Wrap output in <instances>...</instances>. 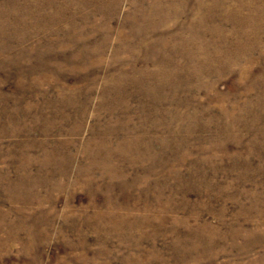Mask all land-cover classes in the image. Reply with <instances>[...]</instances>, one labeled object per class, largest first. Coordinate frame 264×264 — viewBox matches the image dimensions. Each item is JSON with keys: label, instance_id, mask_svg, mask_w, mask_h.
I'll use <instances>...</instances> for the list:
<instances>
[{"label": "rangeland", "instance_id": "1", "mask_svg": "<svg viewBox=\"0 0 264 264\" xmlns=\"http://www.w3.org/2000/svg\"><path fill=\"white\" fill-rule=\"evenodd\" d=\"M0 264H264V0H0Z\"/></svg>", "mask_w": 264, "mask_h": 264}]
</instances>
